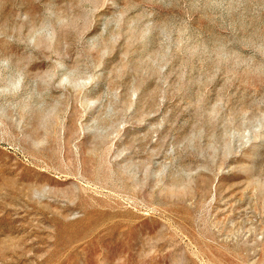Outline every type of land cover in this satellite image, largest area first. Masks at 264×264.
<instances>
[{
  "label": "rangeland",
  "instance_id": "374dc122",
  "mask_svg": "<svg viewBox=\"0 0 264 264\" xmlns=\"http://www.w3.org/2000/svg\"><path fill=\"white\" fill-rule=\"evenodd\" d=\"M0 264H264V0H0Z\"/></svg>",
  "mask_w": 264,
  "mask_h": 264
}]
</instances>
